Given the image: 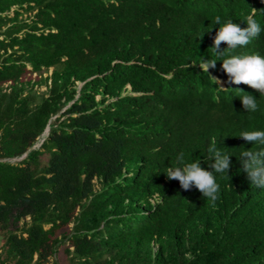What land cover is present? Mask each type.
<instances>
[{
	"label": "trees",
	"instance_id": "16d2710c",
	"mask_svg": "<svg viewBox=\"0 0 264 264\" xmlns=\"http://www.w3.org/2000/svg\"><path fill=\"white\" fill-rule=\"evenodd\" d=\"M254 10L264 29V0H0V264H264V188L239 159L264 150L239 137L264 131V95L222 68L264 56V30L211 49ZM213 144L231 155L215 202L165 173L180 153L213 171Z\"/></svg>",
	"mask_w": 264,
	"mask_h": 264
},
{
	"label": "clouds",
	"instance_id": "9594fccd",
	"mask_svg": "<svg viewBox=\"0 0 264 264\" xmlns=\"http://www.w3.org/2000/svg\"><path fill=\"white\" fill-rule=\"evenodd\" d=\"M254 12L246 18L247 27L242 28L240 25L229 20L221 26L215 35L213 46L211 49L217 55H223L231 49L238 46H246L253 38H256L262 32L260 24L254 19ZM216 24H220V18H216ZM227 44V49L221 51V43ZM222 68L229 78V83L240 85L245 84L264 95V56L258 53L229 55L228 58L222 60ZM202 71L209 73V69L216 67V61L203 59L199 65ZM212 77V76H211ZM217 84L225 87L224 80L219 77H212ZM221 87V88H222ZM224 89V88H222ZM238 90V89H236ZM245 93L239 96L243 108L251 112L258 110L257 99L242 90ZM241 138L251 144L264 146V131L252 130L244 131L240 134ZM211 155V163L209 166L213 171L206 170L201 166L200 161L185 163L183 153L177 157L176 166L167 168L166 176L169 180H178L180 186L185 191L190 190L193 186L202 193L203 197L211 202L217 201L219 198V185L215 179V173H225L230 169V156L217 149L214 144L209 148ZM240 161L242 169L247 174V179L251 185L258 188H264V150L253 151V148L243 150L240 153Z\"/></svg>",
	"mask_w": 264,
	"mask_h": 264
},
{
	"label": "rangeland",
	"instance_id": "374dc122",
	"mask_svg": "<svg viewBox=\"0 0 264 264\" xmlns=\"http://www.w3.org/2000/svg\"><path fill=\"white\" fill-rule=\"evenodd\" d=\"M52 71V68L49 70V73ZM48 72H44V75H47ZM35 75V74H34ZM42 89L44 88V86L41 87ZM1 243V242H0Z\"/></svg>",
	"mask_w": 264,
	"mask_h": 264
},
{
	"label": "water",
	"instance_id": "95a60500",
	"mask_svg": "<svg viewBox=\"0 0 264 264\" xmlns=\"http://www.w3.org/2000/svg\"><path fill=\"white\" fill-rule=\"evenodd\" d=\"M46 131H48V128L46 129Z\"/></svg>",
	"mask_w": 264,
	"mask_h": 264
}]
</instances>
